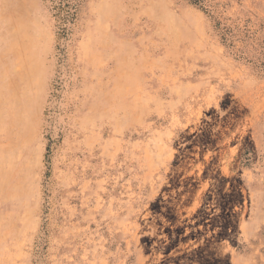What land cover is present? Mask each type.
Returning a JSON list of instances; mask_svg holds the SVG:
<instances>
[{"label":"rangeland","instance_id":"obj_1","mask_svg":"<svg viewBox=\"0 0 264 264\" xmlns=\"http://www.w3.org/2000/svg\"><path fill=\"white\" fill-rule=\"evenodd\" d=\"M201 1L0 0V264H264V0Z\"/></svg>","mask_w":264,"mask_h":264},{"label":"trees","instance_id":"obj_2","mask_svg":"<svg viewBox=\"0 0 264 264\" xmlns=\"http://www.w3.org/2000/svg\"><path fill=\"white\" fill-rule=\"evenodd\" d=\"M44 6L57 16L62 24V29L66 30L69 24L77 18L79 7L83 0H42ZM191 2L206 12L207 7L201 0H191ZM215 27L221 32L223 43L229 39V27L216 21Z\"/></svg>","mask_w":264,"mask_h":264}]
</instances>
